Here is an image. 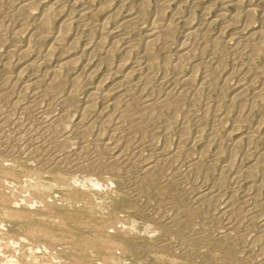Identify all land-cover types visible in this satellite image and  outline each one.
Here are the masks:
<instances>
[{"label": "rangeland", "instance_id": "obj_1", "mask_svg": "<svg viewBox=\"0 0 264 264\" xmlns=\"http://www.w3.org/2000/svg\"><path fill=\"white\" fill-rule=\"evenodd\" d=\"M44 1L23 8L25 0H0V84L5 75L2 62L12 45H26L34 19L45 4L57 0ZM104 1L108 0H96V7ZM120 1L110 3L97 15L98 21H105ZM220 1L170 0L168 10L193 15L198 21L204 11H209L206 16L215 20L221 13ZM157 2L149 0L146 15L127 28L136 45L134 58L144 48L139 38L149 30ZM138 3L140 0H128L135 14ZM238 10L233 5L226 9L230 15L239 14V21H216L209 26L200 40L198 57L186 61L177 73L172 65L178 41L168 48H157L152 79L143 82L148 71L140 69L136 74L138 84L129 94L112 90L107 105L99 100V110L84 120L91 127L85 137L71 132L81 120L80 112L74 109H70L65 125H46L64 111L60 99L65 91L57 94L53 105L44 99L28 111L22 109L27 107L28 97L15 103L16 96L2 95L0 86V209H19L22 213L7 218L6 212H0V264H14V260L18 264H264V141L249 142L246 137L264 117V38L259 57H252V42L256 40L242 43L235 35L246 22L242 9ZM258 19L259 14L251 26L260 27ZM174 28L176 37L180 36L181 25ZM217 36L219 44L215 43ZM231 38L236 48L226 44ZM120 58L121 54L114 55L115 61ZM91 60L100 69L90 77L92 84L77 92L80 103L87 99L91 86L107 77V67L100 66L97 58ZM202 60L204 69L197 72L200 84L182 83L179 78L190 74L193 65ZM218 64L222 70L216 73ZM11 71L13 74L16 70ZM207 77L209 80H205ZM113 79L105 82L106 89L112 88ZM238 82L247 84L249 91L242 99L232 100ZM171 90L176 93L177 104L165 107L163 100ZM122 96L129 101L127 116L115 106ZM104 111L105 117L101 114ZM239 117L241 126L236 128L235 119ZM34 124L41 130L36 125L31 128ZM64 133L69 138L63 149L50 144L53 138L61 140ZM115 134L120 135L118 149L124 150L129 144L138 151V160L109 162L107 168L94 172L37 169L43 154L60 153L61 149L76 154L87 147L84 152L90 155L97 150L100 135L109 142ZM234 142L238 143L233 150ZM232 155L236 162L229 166ZM146 162L165 165L152 174L139 167ZM251 166L253 170L245 173ZM198 198L200 202L195 204L199 207L194 204ZM159 217L179 220V224L164 225ZM32 219L44 222L35 226ZM230 234L232 238L227 241ZM234 253L238 260L232 258Z\"/></svg>", "mask_w": 264, "mask_h": 264}, {"label": "bare ground", "instance_id": "obj_2", "mask_svg": "<svg viewBox=\"0 0 264 264\" xmlns=\"http://www.w3.org/2000/svg\"><path fill=\"white\" fill-rule=\"evenodd\" d=\"M25 1L26 3H24L23 8L29 5L42 4L46 2L44 0ZM113 1H104L105 4L101 5L100 7H96V0H73L72 2L69 0H57L52 4H45V8L42 10V13L34 19V24L32 23L34 27L33 31L30 32L31 34L29 36V39L27 40V44L21 46L14 43L11 49L8 51L6 58L3 57L4 59L2 65L4 67L5 75L3 80H1L2 83L0 84L4 92L3 94H1H14V96H16L14 97L16 98L15 103H19L20 99H22L23 97H28V105L26 104L27 107L26 105H24L26 108H21L32 111L35 106L37 107L36 104H40L42 100L44 101V99L49 100L48 103H50L51 105L54 99L58 98L57 94H59L60 91H65V95L60 99L61 103L65 107L64 111L58 118L56 117L55 119H51L50 121L48 120L49 122L45 124L47 126L56 124L65 125L63 123H65V121L69 117V112L71 111L70 109H74L80 112L81 120L76 123L77 126L75 125V130L71 132L75 133V135L80 134L82 137H85L91 127L85 125L84 120L88 115H91L93 112L99 110L97 109V103L99 100L104 101L107 105L109 99L112 96V90H122V92H124V95L125 93L129 94L132 89L138 84L136 74L140 69L148 71V74L145 78L142 79V81H150L152 79L150 71L154 68L156 62H158V59L156 57L157 48H168L170 43L174 41H178L179 44V47L176 49L175 54L176 62L172 65L174 72L177 73L181 65L185 64L186 61H192L194 58L198 57L200 48L202 47L200 40L204 36H206L210 25L214 24L216 21H222L224 23L239 21V14L236 13L230 15L227 13L228 11H226V9L231 5L240 10L242 9L243 15L246 18L244 27H241L240 30L238 29L235 35L241 39L240 42L242 43L256 40V43L252 42V57H256L261 51L260 49H262L261 45L263 41L261 42V40L264 38V0H221V13L215 18V20H212L206 16V12L209 11H204V17L199 21L196 20L197 18H195L193 15L188 16L185 14L183 15L182 12L169 11L168 8L170 7V0H155L158 1L156 3L158 9L155 12V16L152 20L151 26L149 30H147L144 34L142 33L139 38L143 41L144 48L142 52L138 54L137 58H134L133 54L136 45L135 41L130 39V32L128 30L131 29L129 27L135 25L138 20H141L142 17L146 15L145 12L147 10L149 0H140V3H138L139 11L137 14L132 12L133 8H131L132 6L130 7L131 4L128 5V0H121L120 6H118L116 10L109 12V17L105 19V21L103 20L99 22L97 19V15L106 10V8H108L110 6V3H112ZM69 2H71V4ZM65 11L69 12L64 15ZM258 14L260 15V20L258 19L260 21V27L255 28L251 26V24L253 23L255 15L258 16ZM56 18H58V20H56V26H53ZM112 22H115L116 25L113 26ZM177 24L181 25L183 31L179 33L180 36L178 35L176 37V35L174 34V27ZM121 27H124L125 31L121 30ZM127 28L129 29L127 30ZM22 29H24V27ZM94 29L100 32L99 36L96 35ZM20 30H18L17 32H19ZM219 39V36H217L215 43H218L220 41ZM45 42L48 43L45 44ZM82 42L83 46H80ZM233 43H236L234 38H231L226 42V44L230 45L231 48L232 46L236 48L237 44L234 45ZM236 50L238 51V49ZM117 53L119 55L121 54V58L119 59L120 62L119 60H114V55ZM168 57L170 59L172 58V56ZM168 57H166V60H168L169 62L170 59ZM92 58H97L100 66L104 65L107 67V77L105 76L106 74L103 75L105 76V79L103 78L104 80H102L97 85L94 84L95 86H91L87 95V99L83 101V103H80L77 100V92L79 91V89H81L82 86L84 87L91 85L92 83L90 82V77L93 73L100 69L96 63L92 62ZM200 62L201 63L198 62L193 65V69L190 74L179 78L182 83H184L185 85L190 84L196 87L200 84H198L197 72L204 67L205 63L203 60ZM220 66L218 64L216 70L214 69L216 73L222 70ZM12 68H15L16 70L13 74V71H11ZM28 72H31V74H29L28 77H25ZM205 75L206 73L204 74V77H206ZM112 76L114 77L112 88L106 89L105 82L113 78ZM206 79L209 80L208 77L205 78V80ZM202 83H205V81H203ZM233 90L235 94L232 100L242 99L243 97H245L247 91H249V86L242 82H238ZM175 95V91L171 90L167 98L163 100L165 107L175 106L177 104ZM123 97L125 96L119 97L116 100L115 106L118 110H122V112L126 113L127 116V113H129L131 109L127 107L129 103L128 99L124 100ZM139 97L141 98L143 96L141 95ZM139 97H137V99ZM39 112H36L35 114ZM44 112L46 113L47 110ZM43 113L42 115H44ZM101 114L105 117L106 112L104 111ZM37 116L40 118L39 115ZM239 118L235 119L236 128L241 126L242 119ZM259 120V124L257 126L255 125V127L252 128V130H250V132L246 136L249 142L256 139L264 141V136L261 135L262 125H264V117ZM35 125L36 124H34V126H32L31 128L35 127ZM44 127L46 126L44 125ZM185 127L186 126H184V129L182 130L184 133L183 135H185L187 132H185ZM37 129L40 128L37 127ZM230 136L231 134L229 135V137ZM53 137L54 135L52 136V138ZM103 137V135L99 136V138L97 139V150H93V153H90V155L84 152L87 147L82 148L81 152H79L80 150L77 151L79 153L76 154L74 152V154H69V152L67 153L62 150L63 143H66L65 141H67L69 138V135L65 133L63 135V138L59 141L57 137L56 139L53 138V140H51V138L49 139V141L51 140L50 144L55 148L61 147L62 152L60 151V153H57V151L54 153L52 152L43 154L41 157L39 156L41 158V161L39 160V165L40 162L42 164L40 166L37 165V169L39 170V172L40 170L44 172L43 170L46 171V169L54 172L57 170L61 171L62 169L72 172H77L78 170L94 172L98 170H104L105 168H107V164L109 162L125 163L128 161L135 162L136 159L138 160V151L129 144L124 148V150L118 149L120 143L119 134H115L114 136H112L109 142L103 141ZM237 143L234 142L231 149H235ZM48 147H50L49 144ZM204 153L206 154L207 152ZM233 153L235 152L233 151ZM234 155H232V160L230 161L229 166L234 165L236 162V158L234 157ZM140 165L141 166L139 167L142 168L143 171L153 174L162 167L161 165L164 166L165 164L163 162H146ZM252 170L253 168L251 166V168L245 170V173H250ZM194 201V204L196 202L199 203L200 198ZM195 206L197 205L195 204ZM4 209L2 210L6 212ZM2 210L0 209L1 213L3 212ZM15 210L16 209L13 208L9 209L7 210L8 212L5 213L7 216L5 214L4 215L7 218H16L17 215H22L21 211H18L19 209L16 211ZM159 218L164 225L170 227H174V225L179 224V220L174 219L173 221L164 217ZM30 221L35 226L42 225V223L44 222L36 219H32ZM232 235L233 234H230L226 240L228 241L229 239H231ZM232 258H234V260H238L237 254H232ZM10 261H13V259ZM15 261L16 260H14V264L17 263Z\"/></svg>", "mask_w": 264, "mask_h": 264}]
</instances>
